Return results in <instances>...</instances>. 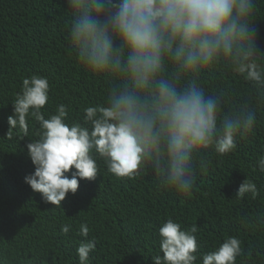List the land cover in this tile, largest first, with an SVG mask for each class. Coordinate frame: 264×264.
Wrapping results in <instances>:
<instances>
[{
	"label": "clouds",
	"instance_id": "9594fccd",
	"mask_svg": "<svg viewBox=\"0 0 264 264\" xmlns=\"http://www.w3.org/2000/svg\"><path fill=\"white\" fill-rule=\"evenodd\" d=\"M73 10L69 36L79 62L108 79L103 106L84 109V123H67L63 103L45 118L50 84L32 75L21 92L5 138L28 137L29 120L39 124V139L27 144L34 171L24 177L41 199L61 208L75 194L79 180H95L97 159L118 178L135 179L151 169L160 186L188 194L194 187L193 161L210 164L209 150L223 156L237 148L238 138L253 133L256 110L245 102L221 114L227 92L207 93L205 74L218 67L241 76L264 105V53L257 50L252 17L255 0H66ZM264 173V156L257 161ZM70 176L68 173L70 172ZM259 195L245 178L237 198ZM71 225L61 232L67 234ZM90 229L80 225V235ZM199 228L183 229L171 218L158 228L159 253L153 264H236L242 242L229 236L218 248L201 252ZM95 239L76 249L79 264H91Z\"/></svg>",
	"mask_w": 264,
	"mask_h": 264
},
{
	"label": "trees",
	"instance_id": "16d2710c",
	"mask_svg": "<svg viewBox=\"0 0 264 264\" xmlns=\"http://www.w3.org/2000/svg\"><path fill=\"white\" fill-rule=\"evenodd\" d=\"M255 5V44L264 53V0ZM73 19L66 0H0V264H79L76 249L91 239L96 242L91 264H153L151 256L159 253L158 228L168 218L183 229L198 226L201 252L214 251L235 236L243 249L236 264H264V173L257 167L264 156V105L255 103L256 92L248 82L224 68L205 74L201 87L207 93L227 92L221 114L248 102L257 121L251 135L238 138L233 152L220 156L210 149L206 168L194 158V187L188 194L160 186L151 169L132 180L118 178L99 158L96 179L79 180L77 192L67 194L61 208L44 202L24 182L34 171L26 146L39 139V124L32 118L28 137L19 139L14 131L12 140L5 138L22 80L46 77L45 118L63 103L69 107V124H83L84 109L103 106L111 87L72 50ZM245 178L257 185L255 199L251 194L236 197ZM65 224L71 225L66 235L61 232ZM81 224L90 229L86 238L80 235Z\"/></svg>",
	"mask_w": 264,
	"mask_h": 264
}]
</instances>
